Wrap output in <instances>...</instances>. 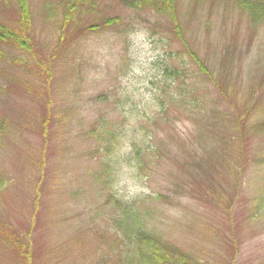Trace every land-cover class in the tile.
<instances>
[{
    "label": "rangeland",
    "instance_id": "rangeland-1",
    "mask_svg": "<svg viewBox=\"0 0 264 264\" xmlns=\"http://www.w3.org/2000/svg\"><path fill=\"white\" fill-rule=\"evenodd\" d=\"M175 1L0 0V222L31 246L0 264H130L114 196L186 264H264V0Z\"/></svg>",
    "mask_w": 264,
    "mask_h": 264
},
{
    "label": "trees",
    "instance_id": "trees-1",
    "mask_svg": "<svg viewBox=\"0 0 264 264\" xmlns=\"http://www.w3.org/2000/svg\"><path fill=\"white\" fill-rule=\"evenodd\" d=\"M25 1L26 0H17L18 5L23 8L24 17L27 15L25 13ZM120 3L125 4L129 9L137 10V11H145L147 9H152L153 12L157 14H166L168 9H171L173 5H175V0H119ZM98 0H60L61 5L64 7V22H70L74 18V15L83 9H91L96 7V3ZM240 3V2H239ZM241 4V3H240ZM261 4V3H260ZM258 3L250 4L247 8L253 10L254 14L259 10L264 12L262 6ZM255 6L254 8H252ZM246 7V6H245ZM258 15V14H257ZM112 24H118L117 20L111 19V21H104L103 23H99L96 25L98 28H111ZM175 32H179V29L176 28ZM1 36V33H0ZM16 43L21 44L23 46L22 40L21 42L17 41ZM175 69L172 67H165L163 71L169 73L168 76H172L174 79L181 76L180 72H175ZM7 128V124L5 121L0 119V143L2 139V132ZM105 139V138H104ZM135 149V148H134ZM136 157L140 158L141 150L139 151L135 149ZM5 182L3 181L2 176L0 175V189L3 188ZM116 204L117 210L120 212L119 217L114 220L115 226H117L124 238L127 242H130V245H134L132 250H129L128 255L126 256V262L129 261L130 264H186L184 261L183 255L175 253L170 247L166 244H163L156 236H150L146 233L144 228V222L133 210V207L128 206L126 202L121 200L120 198L112 199ZM11 229L6 227L5 224H1L0 222V243L2 245H13L16 250L15 253L21 255V257L25 260V258H30L31 250L29 246H23L22 242L15 237ZM13 236L16 238L14 239ZM187 259V258H185Z\"/></svg>",
    "mask_w": 264,
    "mask_h": 264
}]
</instances>
